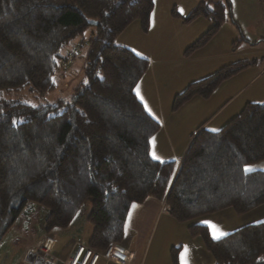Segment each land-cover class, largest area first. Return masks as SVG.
<instances>
[{
  "label": "trees",
  "instance_id": "trees-1",
  "mask_svg": "<svg viewBox=\"0 0 264 264\" xmlns=\"http://www.w3.org/2000/svg\"><path fill=\"white\" fill-rule=\"evenodd\" d=\"M154 4L0 0V248L29 212H37L43 232L50 233L68 229L89 207L88 246L104 253L125 240L132 205L149 198L165 202L181 223L225 209L242 215L264 204V170L244 171L264 162V102L247 103L219 131L201 126L180 164L153 158L161 123L136 92L150 61L117 38L136 20L147 30ZM228 8L222 0L197 5L186 20L205 16L212 26L186 53L210 39ZM90 27L84 82L70 100L37 104L57 88L65 49L81 38L79 52ZM249 64H230L190 83L174 107L210 96ZM189 231L203 238L214 264H264V220L219 240L206 225H189ZM172 262L180 264L178 248Z\"/></svg>",
  "mask_w": 264,
  "mask_h": 264
},
{
  "label": "crops",
  "instance_id": "crops-1",
  "mask_svg": "<svg viewBox=\"0 0 264 264\" xmlns=\"http://www.w3.org/2000/svg\"><path fill=\"white\" fill-rule=\"evenodd\" d=\"M206 1L209 0H155L149 31L155 30V46L162 47V52L159 48L154 50L153 45L149 52L141 51L125 42L132 25L117 38L119 45L131 48L150 61V67L143 76L150 81V94L148 97L139 92L138 97H143V100L141 98L140 100L144 105L150 101L154 113H149L161 123L153 139V144L156 140L155 145L158 147L152 151L151 145V153L155 152L162 161L175 160L180 164L192 135L201 126L221 127L239 114L247 103L264 102V9H259V4L263 5L261 2L264 0H222L224 3L229 2L227 18L210 39L200 46L207 51L202 54L203 48L198 47L186 53V50L200 39L198 37L212 26V21L205 16L198 17L196 19L198 21L186 20L199 3ZM235 5L244 6L237 18ZM78 41L79 39H75L72 47L78 46ZM171 44L177 49L174 56L170 55L171 50L167 49ZM238 62L250 64L223 81L210 96L197 95L191 98L182 106L183 110L188 111L185 119L174 117L176 111L171 103L174 102L176 92L183 91L192 81L203 79L224 66ZM173 74L175 78L170 86L168 84L159 86V77L166 78ZM141 80L136 87L138 90L141 88L139 86L142 84ZM163 102L167 105L169 116L174 120L167 119ZM146 109H149L148 106ZM205 111L208 112V116L205 115ZM256 168L264 170V162ZM133 205L127 220L124 245H121L134 253L129 264H155L157 260L160 261L159 247L163 237L168 236L171 229L180 225L183 229V244L187 242V246L203 249V255L206 256L204 252L206 247L199 239L190 236L189 227L179 224L181 222L171 216L165 202L149 198L141 204L135 203L137 205L135 208ZM263 206L264 204L257 208ZM227 214L231 215L230 212ZM216 216L221 218L223 215ZM84 224L85 220L79 218L68 229L54 230L50 233L43 232L42 227L34 232L15 228L0 248V264H34L33 258L28 257L30 254H36L35 249L44 247L48 238L54 240L49 246V253L56 258L54 264H63L80 243L88 245L93 227ZM36 256L37 254L35 259L38 257L45 261L49 259L48 255L42 252ZM190 261L189 264H204L198 259ZM210 261L208 259L207 263ZM97 264L117 263L101 257Z\"/></svg>",
  "mask_w": 264,
  "mask_h": 264
},
{
  "label": "rangeland",
  "instance_id": "rangeland-1",
  "mask_svg": "<svg viewBox=\"0 0 264 264\" xmlns=\"http://www.w3.org/2000/svg\"><path fill=\"white\" fill-rule=\"evenodd\" d=\"M261 3H264V2L262 1ZM243 7L244 6H242V5L240 7L235 5L234 10H235L236 18L238 17L239 11L241 9H243ZM259 9L263 10L264 9V4L263 5L259 4ZM196 19H198V17L193 19L192 21H194ZM136 21H133L132 22L133 24L132 23L130 24V25H132V28L128 32V35L126 37L124 36L126 38L125 42H127L129 44H132L133 47L138 48L141 51L149 52L151 50V45H153V47H155L154 50L159 48V51L162 52L163 51L162 47L155 46V39H154L155 35H156V32H154L155 30L150 32L149 31L150 26L148 27L147 30H145L142 27L141 22L139 20H136ZM196 21H198V20H196ZM94 31L95 30H94L93 27H90V28H88L86 30V32L84 34V38H83V40H85V43H84V45H82L80 47L79 52L75 50L77 47H75V48L72 47V44L65 49L64 52L68 56V61L64 64V67L61 68L60 71H58L57 74L55 75V79L57 80V88L54 91L50 92L45 97H41L39 99L37 98V100L35 101V102H37V104L53 103V102L57 101L60 98H65L67 100H70L72 98L73 92H74V89L76 88V86L79 85L80 83L84 82V65H85L86 53L88 51V41L92 37ZM203 34H205V32L202 33V35H200L198 38H201L203 36ZM77 39H79L78 42L82 41L81 38H77ZM171 41H173V39ZM159 43H161V42H159ZM167 47H168L167 49H169V51L171 50V54L170 55L174 56V55L177 54V51H176L177 49L175 48V45L171 44L170 46H167ZM201 48H203V47H200V49ZM202 51L203 52H201V53L203 54L207 50H205L203 48ZM174 78H175L174 74L171 75L170 77L167 76L166 78L159 77L158 78L159 86L162 87L163 85L166 86L167 84H168V86H170L172 84ZM141 81H142V84L139 85V86H141V88H139V90H140L139 92L141 94L143 92L144 94H146L148 96V94H150L149 93V91H150V81L147 78H144V77L142 78ZM177 94H178V92H176L174 94L175 97H176ZM175 97H174V99H175ZM189 101L190 100L185 102L183 105L187 104ZM152 104H154V103L152 102ZM171 104L174 107V102L173 101H172ZM183 105L179 106L178 108L174 107V111H176L175 112L176 114L174 116L175 118H181V119H185L186 118L185 114H187L188 111L186 112L185 110L182 109ZM147 106H148L149 109H151V112L154 113V111L152 109V105L150 104V101L149 102L147 101ZM166 106H167L166 103L163 102V109H164V111L166 113L167 119H169V120L173 119L172 117L169 116V114L167 112L169 110L167 109ZM207 113L208 112L205 111V115L206 116H208ZM197 126H198V121H197ZM206 126L207 125H205L204 127H206ZM223 126L216 127L215 125H211L208 129H210V130L218 129L219 130ZM155 135H157V134H155ZM155 135L153 136V139H154ZM153 139H152V146H153L152 151L154 150V148L156 149V146L158 147V145H155V141L156 140H154V144H153ZM258 165H260V163L259 164H253L251 166L253 168H255ZM88 206H90V203H89ZM88 208L89 207H87L83 211L82 215L80 216V218L82 220H85V224L84 225H87V226L89 224L87 222ZM229 212L231 213L232 216L230 214H227ZM221 214L223 215V216H221V218H220V216H216V215H221ZM234 215H235V213L231 209H225V210H223L221 212H218V213H215V214L201 216V217H199V218H197L194 221H191L189 223H179V224L184 225V227H186V228H188L189 225H192V224L193 225L194 224L206 225V226L209 227L210 234L213 237V232H214L213 225H215L217 229H219V230H221L223 232L229 233V232H231L233 230H236V229H238V228H240V227H242V226H244L246 224L260 222V221L264 220V206L260 207V208L253 209V210H251V211H249V212H247L245 214H242V215H236V216H234ZM212 217H214V218H212ZM41 226H42V224H41V220H40V217H39L38 213L37 212H31L30 213L29 212L28 215H25L22 218V220L16 226V228L19 229V230L21 228H23L24 230L29 229V230L34 232V230L36 231L39 228L41 229ZM188 231H189V228H188ZM182 234H183V229H182V226L180 225L178 228L171 229V231L168 233V236L163 237L162 243H161V245L159 247V251H160V254H161L160 257L161 258H160V261L157 260L155 264H173V262H172V254H173V250H175L176 248H178L180 264H183V262L181 260V255L185 253L184 252L185 249L188 250L187 254H186V256L188 258L186 257V259L189 262H191L190 259H198V261H200V263H202V261H203L204 264H214V261L212 260L213 258H212L211 254L208 252L207 249H206V251L204 250V252L206 253V256H205V255H203V249H200L199 247H196V246L194 248H192L191 246H187V242H185L183 244V241H182L183 240V235ZM189 234H190L191 237L199 239V241L202 243V245L205 246L204 240H203V238L201 236H195L194 237V236L191 235L190 231H189ZM123 243H124V241L120 245L117 244V243H115V245H118V246L122 247L121 245H124ZM182 249H183V251H182ZM34 251L37 254V256L40 255V252H42V251H40V248H37ZM129 252H131V251H129ZM42 253L46 254L44 252H42ZM131 253H133V252H131ZM36 254H30V256L28 257L29 259L33 258V260H34L33 263L34 264L35 263H37V264H51L49 259H47V261H45L42 258L38 259L39 257L37 259H35V255ZM48 258H49V255H48ZM208 259L211 260L210 263H207ZM157 262H159V263H157Z\"/></svg>",
  "mask_w": 264,
  "mask_h": 264
},
{
  "label": "built area",
  "instance_id": "built-area-1",
  "mask_svg": "<svg viewBox=\"0 0 264 264\" xmlns=\"http://www.w3.org/2000/svg\"><path fill=\"white\" fill-rule=\"evenodd\" d=\"M53 242L54 240L52 238H48L46 245L40 248V251L49 255L50 263L54 264L56 258L49 253V246L53 244ZM122 256H124V258ZM101 257L117 264H129L134 257V253H130L126 248L118 245H112L106 252L100 253L90 248L88 245L80 243L76 251L64 261L63 264H97ZM125 257H128V260Z\"/></svg>",
  "mask_w": 264,
  "mask_h": 264
},
{
  "label": "snow or ice",
  "instance_id": "snow-or-ice-1",
  "mask_svg": "<svg viewBox=\"0 0 264 264\" xmlns=\"http://www.w3.org/2000/svg\"><path fill=\"white\" fill-rule=\"evenodd\" d=\"M181 11H183V10L181 9ZM53 83H55V79H54V78H53ZM136 91H137V95H139V90H138V88L136 89ZM140 98H141V100H143V97H142V96H141ZM34 107H35V106H34ZM145 108H147V105H146V104H145ZM148 111L151 113V109H148ZM12 123H13V124H16L17 121L13 120ZM213 131H219V130H218V129H213ZM152 155H153V158H154V159L161 160V158H160L159 156H157V155L155 154V152H153ZM161 162L163 163L162 160H161ZM244 171H245V172H252V171H254V169H253V167H252L251 165H245V167H244ZM135 207H137V205L134 204V205H133V208H135ZM213 228H214V232H213V238H214V239L219 240V239H221L222 237L228 235V233L223 232V231L217 229L215 225H213ZM187 251H188V250L185 249V253L181 255V260H182L183 264H189V261L186 259Z\"/></svg>",
  "mask_w": 264,
  "mask_h": 264
},
{
  "label": "water",
  "instance_id": "water-1",
  "mask_svg": "<svg viewBox=\"0 0 264 264\" xmlns=\"http://www.w3.org/2000/svg\"><path fill=\"white\" fill-rule=\"evenodd\" d=\"M92 24L96 25L97 24V21H93Z\"/></svg>",
  "mask_w": 264,
  "mask_h": 264
},
{
  "label": "bare ground",
  "instance_id": "bare-ground-1",
  "mask_svg": "<svg viewBox=\"0 0 264 264\" xmlns=\"http://www.w3.org/2000/svg\"><path fill=\"white\" fill-rule=\"evenodd\" d=\"M124 258V256H122ZM128 260V257H125Z\"/></svg>",
  "mask_w": 264,
  "mask_h": 264
}]
</instances>
